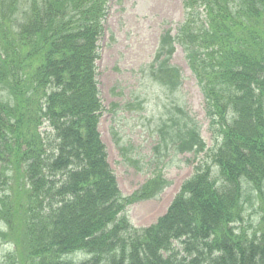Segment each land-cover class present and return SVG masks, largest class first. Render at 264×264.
Listing matches in <instances>:
<instances>
[{"label": "trees", "instance_id": "obj_1", "mask_svg": "<svg viewBox=\"0 0 264 264\" xmlns=\"http://www.w3.org/2000/svg\"><path fill=\"white\" fill-rule=\"evenodd\" d=\"M109 1L0 0V240L15 248L6 264H264V0H184L176 34H161L149 76L177 91L170 59L182 49L212 146L187 116L175 136L161 129L195 166L141 229L126 209L166 185L158 172L124 197L100 138Z\"/></svg>", "mask_w": 264, "mask_h": 264}, {"label": "rangeland", "instance_id": "obj_2", "mask_svg": "<svg viewBox=\"0 0 264 264\" xmlns=\"http://www.w3.org/2000/svg\"><path fill=\"white\" fill-rule=\"evenodd\" d=\"M181 2L112 0L98 43L96 68L103 108L98 130L119 190L128 197L153 175L159 176L158 172L166 185L156 198L127 208L126 215L134 228L148 227L164 215L182 183L193 174L195 164L189 166L187 155L170 150L161 142V129L164 134L175 136L176 127L182 128L185 112L187 119L199 127L207 148L210 147L200 90L181 49L177 47L171 59L181 74L177 91H167L148 76L160 33L169 29L175 34L182 21ZM128 102L134 105L127 107ZM111 104H117L118 108L109 112ZM155 147L156 155H161L158 164L151 162ZM256 206L255 199L246 205V219L253 224L259 214ZM3 230L0 225V232ZM14 252L13 244L0 240V264H6V258ZM83 259L84 256L77 257Z\"/></svg>", "mask_w": 264, "mask_h": 264}]
</instances>
